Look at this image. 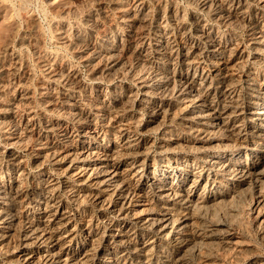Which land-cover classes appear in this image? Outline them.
<instances>
[{
  "label": "bare ground",
  "instance_id": "bare-ground-1",
  "mask_svg": "<svg viewBox=\"0 0 264 264\" xmlns=\"http://www.w3.org/2000/svg\"><path fill=\"white\" fill-rule=\"evenodd\" d=\"M188 1L199 10L186 11L175 0H108L113 9L109 10L111 13L105 10L103 15L95 14L92 19L89 17L94 23L90 24L86 19L88 23L84 24L85 28L79 32L77 30L75 36L69 35L71 26L69 30H63L62 34L68 38L69 44L81 53L88 67V78L91 77L96 84L92 86L89 81L87 83L84 75L73 65L59 64L57 57L43 48L36 56L44 67L48 82L44 85L40 80L43 86L38 102L42 110L38 116L30 88V82L33 83L30 81L32 70L27 67L29 71L19 77L22 67L19 54H8L5 50L0 53V126L8 131L6 141L0 145V254L7 256V260L18 252L20 260L31 263L34 252L27 250L48 240L54 246L58 245L59 254L63 255L64 247L61 248V244L64 238L60 230L64 228L69 215L61 202L57 173L68 182L66 189H69H64L67 196H80L82 189L88 186L96 190L94 199L102 204L110 201L113 195H122V188L132 186L135 179H150L151 165L146 169V174L138 169L142 168L144 162L138 157L146 154L153 141V137L149 139L145 136L147 132L155 129L161 132L159 145L162 152L164 149L179 148L182 144L193 152L196 145L180 140H194L199 144L200 151L210 146L209 153L203 154L202 151V155L198 154L207 168H217L219 165L222 170L228 171L231 167L234 155L239 150H232L227 145L230 141L212 143L210 138L216 135L211 137L210 134L215 128L227 127L231 117L243 116L245 112L250 117L264 116L263 79L259 78V70L245 71L247 61L252 58L264 65V0ZM207 13L217 25L209 21ZM53 18L55 20L56 17ZM96 25L103 26L104 29L98 28L103 30L102 35L94 33ZM220 26L236 29L244 26L249 33L246 35L248 43L235 30L225 35ZM249 44L255 49L254 55L248 50ZM106 81L113 82V85L106 86ZM243 82L245 85L242 86ZM244 94L247 95L245 100L242 97ZM138 109L147 113V120L143 113L141 115L136 111ZM48 112L57 113L59 118H48ZM139 127H142L141 131ZM26 149L34 152L32 158L39 167V172L34 176H30L26 156L20 154L21 150ZM3 161L9 162L7 170L3 168ZM172 161L177 160L174 158ZM262 161L264 163V156ZM49 163L55 166L54 172L47 170ZM88 196L83 191L81 197L85 199ZM50 260L46 257L47 264Z\"/></svg>",
  "mask_w": 264,
  "mask_h": 264
},
{
  "label": "rangeland",
  "instance_id": "rangeland-1",
  "mask_svg": "<svg viewBox=\"0 0 264 264\" xmlns=\"http://www.w3.org/2000/svg\"><path fill=\"white\" fill-rule=\"evenodd\" d=\"M175 1L186 8V11L192 12V10H199L195 4L188 0ZM103 7L108 8L104 9ZM105 10H108L107 13H111L109 10L113 11L108 0H0V53L5 50L8 54H19L18 56L21 58L22 66L19 77L25 75L28 69L32 70V78L30 81H33V83L30 82V88L35 98L33 104L34 108H36V116H38L42 110L41 104L38 102V100L41 99L40 93H42L41 88L43 85L41 86V82H43L44 85L48 82V76H46L47 74L44 72V67L41 66L38 60V56L41 53L40 51H43V48L44 51H46V48V52H50V55L57 57L59 64H66L67 66L73 65L72 67H75L82 73V75H84L83 78L87 83L90 82L89 84L92 86L96 84L92 81L91 77L88 78V67L83 58H81V53L73 49L69 44L68 38L62 34V32L66 28L69 30L71 26L69 35L75 36L77 30L79 32L81 29H84V24L88 23V21H90V24L94 23L93 20H89L94 17L93 15H103L106 12ZM75 12H78L79 14L75 15ZM54 16L56 17L55 20L53 18ZM206 17L211 23L217 25V22L215 23V20L213 21L211 19L209 13L206 14ZM86 19L88 20L87 22ZM73 21L74 23H72ZM107 24L108 23H105L104 25ZM56 25H59V28ZM56 27L60 31H57L58 29ZM62 27L63 29H60ZM100 27L103 28L102 25H96L94 28L95 34H103V30L98 29ZM38 28L42 30L43 35ZM225 28V26H220L221 31L225 35L230 33L231 30H235L237 34L246 39L248 43L247 36L249 33L244 26H241V28L237 27V29L232 26ZM224 30L227 31V33ZM37 33H39V35ZM36 34L38 37L41 34V39H39L40 37L38 38ZM29 35H31L30 38L28 37ZM64 37H66L67 40ZM67 41L68 43L64 44ZM17 42L20 44L18 45ZM37 46H39V49ZM253 49L254 47L249 44L248 50H250L252 55L255 54V49ZM37 54L38 56H36ZM77 54L79 57H77ZM59 57L64 59L60 60ZM33 58L34 60L35 58L37 60L34 61ZM69 60L70 62H68ZM259 63L262 62L257 61L254 58L251 60L249 59L245 65V71L248 73L254 69L255 72H258L259 70L261 76L259 78L263 79L262 81L264 82V65ZM30 64H32V66ZM27 67L28 69H26ZM16 82H18V80ZM128 82L132 83L130 80H128ZM104 84L111 87L113 82L106 81ZM243 85H245L244 82L242 86ZM242 97L245 100L247 95L244 94ZM261 102L262 101L260 100L259 106ZM136 111L140 112V114L143 113L144 118L147 120V113L145 111L140 109ZM47 114L49 116H46L50 119L55 120L59 118L57 113L48 112ZM237 120L239 121L237 122ZM0 127L2 128L0 129L1 145L3 141H6V134L8 135V131L5 128L3 129L2 126ZM139 128L141 131L142 127ZM262 130L264 131V116L250 117L246 112L243 116H238L237 118L231 117V120L227 121V127L224 126L221 129L215 128V130H212L210 136L216 135L214 137L211 136L213 137L210 138L212 143H225V141H230V144H226L230 146L232 150H239L237 154L234 155L235 158L232 160V165L229 167L228 171L222 170L219 165L216 166L217 168L209 169L205 166L202 160L199 159L198 156L202 155L200 154L202 151L203 154L209 153V150H211L209 149L210 146H207L208 149H202L200 151L199 144L194 140L185 142L181 139L180 142L182 143L196 145L195 150L190 152L186 149L185 145L182 144V148L164 149L162 152L159 145L161 132L156 129L147 132L145 133V136L149 139L153 137L151 139V141H153L146 154L143 155L144 159L143 156L138 157L140 160L141 158L142 161L144 160L142 168L139 167L138 169L146 174V169L151 165L150 176H152L150 179H138L139 181L135 179L133 181V185L135 183L134 186L132 185L133 187H125L124 189L126 191L122 188L120 191H123V193H120L122 195H118L117 197L113 195L114 197H112L110 201H106L103 204L97 199H94L96 190L91 187L88 188V186L81 191L82 193L84 191V194L87 196L90 194L88 197H85V199L81 197V192L80 196L78 195L77 197L67 196L66 190L69 188L66 189V187H68V182H66L63 175L57 173L56 178H59L57 181L58 184L61 185L59 195L61 196V202L63 203V206L67 208L69 215L67 223L64 225L65 229L62 227L60 230L62 231L60 233L64 238L61 244V248L64 247L63 255L59 254L58 249H60V247L58 245L54 246L53 243L48 240L45 244L34 245V248L32 247V249L29 248V250H27L30 251V253L34 252L32 253L33 258L31 259V263H25L20 260L19 253L16 252L10 257V261L7 260V256L0 254V264H47L46 257L47 259H51L49 264H67L69 261L74 263L71 262L68 264H264V173H261L264 170V163L262 161L264 156V132ZM230 131L235 137L233 134L231 135ZM3 133L5 134V137ZM224 133L226 135H224ZM229 135H231V137ZM20 152V154H22L21 156H26V166H28L27 168L30 170V176H34V173L36 175L39 172V167L35 163L34 158H32L34 157V152L31 151V149H26V151L21 150ZM151 156L153 158H151ZM161 157H163V159ZM174 158L177 160L176 162L172 161ZM191 159L193 161H191ZM8 163L9 162L6 163V161H3L2 165L3 168L6 167L5 170H7ZM5 164H7V166ZM49 164L46 165V167H48L47 170L54 172L55 170H53V168H55V166L51 163ZM31 165H33V167ZM258 167L262 169L260 170ZM235 168L240 170H235ZM165 169H169L170 172L165 171ZM172 170H174V172ZM159 171L162 172L160 173ZM157 183L160 185V188ZM96 205L100 206L98 207ZM111 208H114L115 210H111ZM64 231H68L66 232L67 235ZM173 234L175 235L173 236ZM13 243L16 244L17 242ZM64 244L68 245L64 246ZM69 244L70 247H68ZM44 250H50V253H55L52 255L47 251L46 253ZM86 253L88 254V257ZM2 257H4V259ZM79 259L81 261H79Z\"/></svg>",
  "mask_w": 264,
  "mask_h": 264
}]
</instances>
